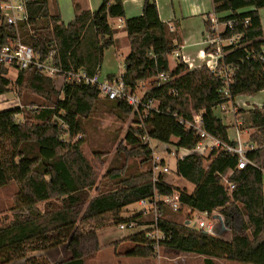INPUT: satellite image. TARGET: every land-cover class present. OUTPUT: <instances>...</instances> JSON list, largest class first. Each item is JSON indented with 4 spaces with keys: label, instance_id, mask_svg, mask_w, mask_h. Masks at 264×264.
<instances>
[{
    "label": "trees",
    "instance_id": "obj_1",
    "mask_svg": "<svg viewBox=\"0 0 264 264\" xmlns=\"http://www.w3.org/2000/svg\"><path fill=\"white\" fill-rule=\"evenodd\" d=\"M73 2L75 19L68 24L50 13L49 0H30L28 20L17 26L6 24L0 9L2 42L19 30L23 40L43 54L57 46L65 69L83 68L94 74L101 69L104 51L116 43L117 29L110 19L122 18L130 52L121 77L133 92L148 81L150 86L142 98L155 99L159 111L150 110L144 117L143 107L137 111L126 101L102 96L98 88L85 84H66L59 89L56 80L34 66L18 70L12 82L8 68L0 66V87L4 91H11L14 83L20 98L38 96L31 104L41 106L34 111V117L26 116L23 121L16 117L23 113L20 108L0 112V187L11 182L18 185L15 214L6 222L0 219V264L63 245L72 257L60 264H84L102 249L98 231L125 221L122 213L127 206L151 198L156 190L164 195L179 189L164 181L166 177L162 175L161 182L152 181L150 149L143 136L148 134L179 148L193 149L200 135L179 119L191 121L195 111L201 114L208 133L228 142L231 125L215 114L214 107L229 102L236 107L237 96H255L264 90V61L259 57L264 55L260 15L264 0H212L215 13L229 12L220 21H235L233 29L227 27L220 37L242 34L238 43L223 46V56L218 59L219 67L235 70L229 95L222 91L225 83L218 70L207 65L191 70L183 59L171 68L169 56L183 44L180 24L171 26L162 21L155 0H144L143 13L130 18L123 0H102L95 11L83 7L78 0ZM29 25L35 35L30 34ZM212 26L208 21L207 31L214 35ZM207 51L216 49L210 46ZM161 73L169 74V78L160 83ZM102 105L123 117H132L134 124L126 133V146L119 149L125 162L99 176L83 151L84 141L71 140L82 133L83 120ZM239 113L246 115L245 123L253 129L249 141L257 147L247 155L256 166L239 168L236 155L217 149L208 156L193 153L178 157L176 166L177 175L194 185L191 194L183 192V200L190 198L201 212L219 210L231 238L209 235L174 221L168 217L171 210L158 204V225L171 236L163 246L204 256L205 264H216V259L264 264V175L260 169L264 168V104L247 110L238 108ZM101 155L98 153L103 164ZM137 155L143 156L144 170L127 174L128 159ZM224 178L234 185L233 189L224 184ZM93 190L95 196L91 195ZM40 204L45 205L44 210ZM138 217L140 214L133 218ZM130 239L136 246L128 255L155 256L144 231L134 233ZM28 264H36L35 259L29 258Z\"/></svg>",
    "mask_w": 264,
    "mask_h": 264
},
{
    "label": "built area",
    "instance_id": "obj_2",
    "mask_svg": "<svg viewBox=\"0 0 264 264\" xmlns=\"http://www.w3.org/2000/svg\"><path fill=\"white\" fill-rule=\"evenodd\" d=\"M29 1L30 0H1L0 9L3 21L6 24L14 26H17L22 21H27V4ZM210 21L213 25L212 30L214 31V35L208 32L206 42L208 47L213 46L216 49L214 53H216L218 58H220L223 56V46L238 43L242 34L235 33L227 39H222L220 34H222L227 27L233 29L235 21H220L216 16H213ZM221 22L225 25V30L223 32L219 28V24ZM246 23H248V20H246ZM29 32L31 35L36 34L35 29L31 25H29ZM259 57L262 61H264L263 54H260ZM0 66L8 68L10 73H16L18 70H24L34 66L42 74L51 77L54 80H60V89H62L66 84L74 83L96 87L99 89L102 96L108 97L110 99L124 100L133 106L137 111H140V107H143L144 117L148 115L150 110L159 111L157 106L158 103L155 99L143 100L142 95L140 96L137 91H129L126 88L122 77L109 79V77L102 74L100 70L96 71L94 74H89L83 68L78 70L65 69L62 65L57 46H51L48 52L43 54L42 51L36 50L32 45L26 43L23 40V36L19 30H17L14 35L8 36L6 38V42L4 43L2 42V35L0 34ZM212 70H218L220 75L224 78L225 85L222 91L225 95H229L228 86L233 81L235 70L226 66L219 67L218 64ZM168 78L169 74L167 73H161L158 76L160 83L167 80ZM3 94L4 93H1L0 96ZM15 95L19 99L18 88H15ZM236 98L235 103H237ZM243 103L246 104V102ZM229 104L232 103H223L214 107L215 114L220 117L224 123V113L229 112L233 116H236L238 111V109L233 104L231 109H229ZM19 108H22L20 103ZM18 115L19 114H17L16 117ZM245 119L246 118L242 116L240 119L235 120L236 136L233 139L229 137L230 141L228 142H223L208 133L203 128V121L200 113L194 111L193 119L191 121L180 118L179 120L181 123L187 125L189 128L195 129L200 135V141L197 143L195 148L188 149L182 147L178 149L183 150L182 155H179L178 151L172 150L170 148L173 143L163 142L146 134L142 137V139L148 144L150 149L151 170L153 172L152 181L154 183H159L162 181L160 177L161 175L166 177L170 175L171 171H174L169 160L172 155L178 157L193 153L205 155L207 152L217 149L219 152L236 155L238 157L239 168H244L248 165L256 166V164L248 157L247 153L248 151L255 149L257 146L254 142L245 141L242 138L241 127L244 126L246 122ZM164 160H166L165 164L163 163ZM260 169L264 175V168ZM174 172L176 173V170ZM164 181L168 182L167 178ZM168 183L171 184L170 182ZM224 184H229L230 190L234 188V185L232 183L230 184L227 178H224ZM186 194L188 193L186 192ZM159 202H161L164 206H167L174 213L185 214L186 216L183 222L184 225L204 231L209 235L221 236V234H219L221 230V224L225 225L222 214H219L216 210L211 213L197 210L190 198L183 200V192L179 190H173L172 193L164 195L159 194L156 190L155 194L151 198H143L136 202L142 207V210L139 213L140 216L147 214L154 215L150 226L146 227L145 229H141V224L138 221L139 217L133 218L134 216L117 224L121 230H129L133 233L144 231L146 237L151 241V245L156 251V257H162L161 252L164 247L163 243L171 239V236L166 234V232L163 231L158 225V220L160 218V214L158 212ZM198 214H201L204 217L195 219Z\"/></svg>",
    "mask_w": 264,
    "mask_h": 264
},
{
    "label": "crops",
    "instance_id": "obj_3",
    "mask_svg": "<svg viewBox=\"0 0 264 264\" xmlns=\"http://www.w3.org/2000/svg\"><path fill=\"white\" fill-rule=\"evenodd\" d=\"M78 1L81 2L83 7L88 8L92 11L97 10L102 4V0H78ZM155 1L157 3L159 16L162 21L170 23L171 26H173L175 22H179L180 24L179 28L182 33L183 44L181 48L175 51L174 53L177 56V62L180 59H183L188 64L191 70L200 68L203 65H207L210 69H214L218 64L219 58L216 53L207 51L208 48V44L206 42L208 35L207 22L210 21V19L213 16H216L219 19L220 17L227 15L229 12H224L220 14L215 13L212 0H155ZM123 4L125 7L126 16L129 18L140 16L143 13L144 0H123ZM49 8H50V13L52 15H59L61 18V22L65 24H68L75 19V9H74L73 0H49ZM263 10L264 8L260 9L261 19H262ZM110 23L114 28L117 29V32L115 33L116 43L115 45L111 46L110 48L104 51V57L100 71L103 69V66L106 64L105 63L106 55H108L109 57L112 52L115 56L118 55L117 53L121 52L120 48L122 45L128 48V52L125 54V58L130 52V44L127 37V32L124 30V25H125L124 19L111 18ZM262 23L264 28L263 19H262ZM219 28L223 32L225 30L224 23L221 22L219 24ZM102 74L109 77V79L118 78L121 77L122 75V73L120 75H116L113 72L111 73V71ZM110 75H114L113 78H111ZM5 94L6 93H4L3 95ZM260 96L262 97L258 98ZM255 99H257L258 101H255ZM238 100H242V102H246V104L243 103L244 106L246 107L245 110L255 106L260 107L261 105L264 104V90L260 91L255 96L239 95L236 98V102L239 104ZM241 116H244V114ZM233 126L235 127V122L234 125H232L231 127ZM242 128L243 127H241L242 138L245 141H249V137L252 132H250L249 129L243 130ZM245 136H249L248 139H246ZM174 157H176L174 159V164L175 166H177L178 156L172 155L171 158L173 159ZM189 194H191V192ZM147 215L148 216L143 215L138 218L140 224L142 225L145 224L146 226L149 224L151 225L153 218L150 217L153 214H147ZM124 219H128V218H124ZM117 224L118 223L115 224L116 226L114 228L108 226L98 231L99 242L102 249L99 252H97L93 257L86 259L84 264H131L132 260H129L131 259V257H134L136 259L139 258L143 259L140 260L139 262H137L136 260L134 264L137 263L164 264V262L160 261L161 259L159 260V258H155L158 259L157 262H152L151 260L144 261V259H148V257L128 256V252L131 251L136 246V242L130 239V236L134 235V233L133 232L124 233L118 227ZM121 245H126V247L128 248L120 252L119 248L121 247ZM105 249H111V252L100 256L101 253L105 251ZM163 251L166 254L167 251H176V250L170 249L168 247H163ZM71 257H72L71 251L67 248L66 245H63L48 249L46 251L32 252L29 254L27 258L18 259L7 264H28L29 258L35 259L36 264H60L64 261L69 260ZM149 258H153V257H149Z\"/></svg>",
    "mask_w": 264,
    "mask_h": 264
},
{
    "label": "rangeland",
    "instance_id": "obj_4",
    "mask_svg": "<svg viewBox=\"0 0 264 264\" xmlns=\"http://www.w3.org/2000/svg\"><path fill=\"white\" fill-rule=\"evenodd\" d=\"M262 19L264 21V10L262 12ZM121 52L117 53L118 55H114L113 52L111 55L108 57L106 55L105 58V65L103 66V69L101 70L102 73H108L111 71V73H115L116 75H120L121 73L124 72V59H125V54L128 52V48L124 47L123 45L121 46ZM175 53V52H174ZM171 54L169 56L170 58V64L171 67H175L177 64V56L175 54ZM120 55V56H119ZM120 62V64H119ZM107 68H106V67ZM16 74L13 73H8V78H11V81L14 82ZM55 85L57 88L60 89L61 82L60 80L55 81ZM14 83L11 86V91L7 92L4 91L2 87H0V93H6L5 95L0 96V112H4L6 110H17L19 108V103L22 105L21 110L23 111L22 114H19L17 117L18 121L24 120V117L26 116H35L33 115L35 110H38V108H41L40 105H32L31 101H33L35 98L37 100L39 99L38 96H31L27 99L16 97L15 95V88H14ZM150 83L147 81L145 83H141V85L137 89V93L141 96L144 91L149 88ZM262 96L258 97L261 98ZM255 101H258L255 99ZM239 104L236 103V108H246L242 102V100H238ZM232 104H229V109H231ZM218 112V111H217ZM225 114V123L229 125H234V122L236 119H240L243 115V113L236 114V116L231 115L229 112L224 113ZM246 118V115H244ZM133 118L132 117H123L122 115H119L115 110L109 109L107 106L102 105L95 113L91 114L89 117L85 118L83 120V131L81 134L77 135L75 138H73L71 141L74 142L76 140H83V151L87 155V157L91 160L93 165L95 166L96 170L99 173V176H102L103 174L106 173L108 168L111 167H121L122 164L125 162L124 157L121 155L120 146H126L125 144V136L126 133L128 132V129L130 126H132L133 123ZM243 130L249 129L250 132H253V129L250 127L248 123H245ZM228 135L231 139H233L236 136V128L233 126L229 129ZM65 136L68 137L67 134ZM249 136H245L246 139H248ZM175 140V138H173ZM170 148L172 150L178 151L179 155L183 154V150H178L179 147L175 145H171ZM99 154L101 155V158L103 160V164H101L100 157L98 156ZM210 152H207L205 155L208 156ZM172 157V156H171ZM142 155H137L130 157L127 161V174H133L137 171H142L144 170V166L142 164ZM176 157L169 158L171 167L175 171L176 166L174 164V159ZM174 171H171L169 176L167 177V181L170 182L171 184L177 186L179 191L181 192H192L194 189V185L188 182L186 179L179 177ZM18 192V185L15 182H11L10 184L0 187V219L1 221L6 222L7 218H12L13 215L15 214V202H14V197L16 193ZM188 193V194H189ZM96 191L93 190L91 192V195L95 196ZM41 210H44L45 205L40 204L39 205ZM142 210V207L138 203H133L127 206L122 213V217L124 218H129L132 216H135L139 214ZM170 211V210H169ZM217 211V210H216ZM219 214V210L217 211ZM148 216V215H146ZM168 216L177 222L183 223L185 219V214H180V213H174L172 211L169 212ZM154 215H152L150 218H153ZM199 217H204L201 214H198L195 219ZM111 227H115V224L110 225ZM147 226H150L147 225ZM145 224H141V229H145L147 227ZM124 233L131 232L129 230H122ZM221 237L230 239L231 238V232L230 230L226 227L224 230V233L221 235ZM126 245H121L119 248L120 252L124 251L126 249ZM111 252V249H105L103 253H101L100 256L103 254H107ZM130 256V255H128ZM161 258H159L160 261H163L164 264H205L204 263V257L199 256V255H194V254H187V253H180L177 251H167L166 254L162 250L161 252ZM98 258V257H96ZM158 258L154 256L153 258L144 259V261H152V262H157ZM131 264H134V262L137 260L139 262L140 260H143L141 258L136 259L134 257H131ZM138 264V263H137ZM216 264H246V263H240V262H235V261H229V260H224V259H218L216 260Z\"/></svg>",
    "mask_w": 264,
    "mask_h": 264
},
{
    "label": "water",
    "instance_id": "obj_5",
    "mask_svg": "<svg viewBox=\"0 0 264 264\" xmlns=\"http://www.w3.org/2000/svg\"><path fill=\"white\" fill-rule=\"evenodd\" d=\"M226 229V226L224 224H221V230H220V233L219 234H223L224 233V230Z\"/></svg>",
    "mask_w": 264,
    "mask_h": 264
}]
</instances>
